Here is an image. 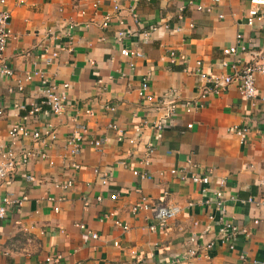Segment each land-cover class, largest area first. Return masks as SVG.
<instances>
[{"label":"crops","instance_id":"1","mask_svg":"<svg viewBox=\"0 0 264 264\" xmlns=\"http://www.w3.org/2000/svg\"><path fill=\"white\" fill-rule=\"evenodd\" d=\"M94 1H7L13 37L5 59L13 75L0 78V145L9 144L12 122L39 132L51 124L56 137L22 138L15 147L18 154L25 149L35 154L0 182V199L27 196L0 220V264H44L53 255L61 256L54 264H162L172 254L185 252L191 237L202 248L194 264H245L241 254L264 262V204L260 203L264 201V102L243 98L234 80L219 93L209 91L211 84L196 72L197 61L209 76L231 75L232 65L263 62L264 10L263 19L248 26L249 0H97L93 7ZM114 4L120 6L123 24L113 18L102 28L100 23L113 13ZM69 24H74L69 37H48ZM152 25L157 30L143 41L141 32ZM122 28L131 33L117 41L115 33ZM237 34L247 50L224 54V49L237 44ZM121 47L143 56H123ZM170 50L177 58L171 59ZM51 52L57 56L47 62ZM144 76L156 95L175 89L168 100L197 99L204 90L207 96L202 107L190 113L177 107L175 116L159 130L154 124L165 110L150 109L140 98ZM43 79L58 85L59 91L68 84L61 115L41 104ZM20 81L22 90L17 88ZM256 89L264 95V74L256 75ZM34 107L39 110L30 113ZM109 124H116L126 138L134 137L135 143L118 140ZM80 126L87 134L78 155L71 156L65 144ZM233 126L248 128L244 142L230 131ZM93 138L104 140L100 148L88 142ZM148 144L153 152L145 164ZM40 151L53 164L41 159ZM173 168L175 174L170 173ZM192 173L207 174L209 182L191 181ZM28 175L34 181L27 180ZM68 180L72 184L67 188L57 185ZM135 188L152 200L149 210L130 211L139 197ZM217 190L223 193L225 218L250 232L249 237L240 235L233 249L220 241V225L208 218L217 213L213 202ZM111 194H118L117 199ZM156 203L180 208L162 231L148 228L157 222ZM107 212L128 231L112 220L101 221ZM76 224L98 237L90 238ZM208 243L212 246L205 249Z\"/></svg>","mask_w":264,"mask_h":264},{"label":"built area","instance_id":"2","mask_svg":"<svg viewBox=\"0 0 264 264\" xmlns=\"http://www.w3.org/2000/svg\"><path fill=\"white\" fill-rule=\"evenodd\" d=\"M8 0H0V78L1 77H11L13 75V70L11 67L7 64L5 59V49L7 46L8 41L10 38L13 37L12 31L9 27V19H10V10L6 6ZM250 7L248 8L247 15H246V24L248 26H253L255 22L261 21L263 19V10H264V0H249ZM98 4V1L95 0L92 4L93 7H96ZM201 8V7H199ZM209 10V8H207ZM120 6L118 4L113 5V13L112 14H106L101 23L100 26L102 28H107L112 21L113 18L117 19L120 24H123L122 18H120ZM131 16L135 21L138 20V15L135 13L133 9H131L130 12ZM74 24H69L66 30H61L62 32L60 34H53L52 32L48 33V37L51 39H57L61 36H67L69 37L70 30L73 28ZM158 28L157 25H152L147 30H144L141 32L142 40L146 41L149 36L151 35V32L156 31ZM165 28H169V26L166 24ZM131 33L130 29L128 28H122L116 31L115 38L117 41H122L125 37H127ZM236 45L230 46L223 50L224 54H231L235 55L237 52L241 51L244 52L247 50L248 45L246 43L242 42V35L237 34L236 35ZM44 52H48L47 47L42 48ZM120 53L123 56L126 57H141L143 56L142 52L121 47ZM57 56L56 52H51L50 56L47 58V62H50L53 58ZM169 56L171 59L177 58V54L175 51L170 50ZM179 59H182L183 56L179 55ZM239 62V60H237ZM201 62H196V72L199 74L200 78L207 80L211 86L208 88L209 91L219 93L220 91L224 90L227 84L232 82L233 80L237 82V89L239 94L246 99H253L258 98L261 102H264V95L258 94L256 89V75L257 74H264V61L263 62H252L243 64L240 68H237L236 65H232V68L234 69L233 74L231 75H224V76H209L206 73H204L201 68ZM30 75L26 76V80L30 79ZM42 82L44 83L43 88V99L41 101V104H45L49 106L51 112L55 115H61V113L64 110V104L67 99L66 96V88L68 87V84H63V91H59L58 85L47 82L46 79H43ZM18 90H22V82L17 83ZM177 92L175 89L171 88L164 93L160 95H156L151 91L150 83H149V77L144 76L141 80V85L138 91V94L140 98L151 105L150 109H161L165 110L164 114L165 116L158 121V123L154 124L157 129H162V126L169 120H171L175 114L177 107L183 108L184 112L190 113L192 111H195L202 107V100L207 96V90H204L199 98L193 99V100H185V101H178V100H168L169 96L175 95ZM16 108L23 109L24 106H20L19 104H15ZM39 110V107H34L29 112L33 113L35 111ZM88 113H91L90 110L87 111ZM0 114H2V110L0 109ZM109 127L116 130L118 133V140H127L130 144L135 143V138H126L124 136L123 131L119 128H117L116 124H109ZM187 127H191V124H187ZM138 130V129H137ZM248 128L246 126H233L230 128V131L237 134L241 141H245V134L247 132ZM8 138H9V144L7 146L0 145V182L3 181L5 178H7L18 166L21 164H25L28 159L35 154L32 150H23L20 152V154L16 151V145L18 144L19 140L22 138L30 137L33 140H39L42 139L43 135L51 136V138H55L56 135L53 133L52 125L48 124L44 131H29L27 127L21 123V122H12L8 127ZM87 134V129L85 126H80L79 130L72 134L69 139L67 140L65 146L67 152L71 156H77L81 149V144L83 140H85V136ZM103 139H89V143L94 148H100ZM153 152V146L151 144H148L145 150V159L143 160V163L148 164L149 162V156ZM37 155L41 159H47L50 164H53L52 160H49L47 158V154L44 151L37 152ZM72 167L78 168L79 165L77 163H72ZM177 170L175 168L170 170L171 174H175ZM133 173L135 175L140 176L141 178L148 177L146 172H138L137 170H133ZM181 179H186V176L184 174H181ZM27 180L34 181V177L32 175L26 176ZM189 178L191 181L195 183H201V184H207L209 182V176L206 175H199L197 173H192L189 175ZM106 177L103 178V182L105 181ZM72 182L68 180L65 183L57 184L61 185L63 187H69L71 186ZM135 191L139 193L138 199L131 205L130 211L133 214H136L140 211L149 210L152 207V200L150 197L144 195L140 188H135ZM167 195V192H163L162 197H165ZM118 194H111V199H117ZM27 199L26 195H22L21 197H15L12 195H6L3 196L0 199V220L4 218L6 214V210L10 206H21L22 203ZM99 201L101 200V197L97 198ZM251 200V199H249ZM209 201V200H208ZM213 202L215 204L216 214H210L208 216L209 219L215 221L220 225V228L218 230V237L222 243L227 244L229 249H233L235 246V242L238 239L240 235H243L245 237H249L250 232L247 229H241L238 225L229 222L226 218V206L224 203L223 193L221 190H217L213 194ZM264 204V201L260 202ZM191 204V202L189 203ZM54 211H58V207H54ZM180 212V208L177 205H165V204H158L156 203V206L154 208V217L156 219V224H151L148 226L149 230L155 231V230H164L166 227V223L175 218L178 213ZM114 214L112 212H107L103 214L100 217L101 221L104 220H112L115 225L122 226L123 231L127 232L129 227L125 224H121V222L117 219H114ZM79 228L86 231V234L92 238L96 239L98 235L93 232L92 230H89L86 228L83 224H76ZM189 242L191 246H189L185 252L179 253V254H172L169 256L168 259H166L162 264H194L195 259H197L201 253L200 250L202 248L198 247L195 243V240L193 237L189 239ZM195 244V245H194ZM114 246H119L118 241L113 242ZM212 245L211 243L206 244V248H210ZM264 247V242H263ZM135 253L134 251L132 252ZM61 259L60 255H53V256H47L44 259V264H54L59 263ZM240 259L245 264H264L263 261L259 259H249L246 254H241ZM38 264V263H34Z\"/></svg>","mask_w":264,"mask_h":264}]
</instances>
